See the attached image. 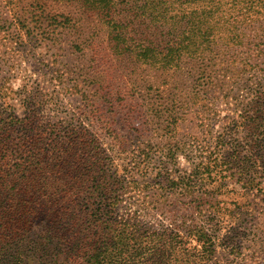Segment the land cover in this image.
<instances>
[{
  "label": "trees",
  "instance_id": "obj_1",
  "mask_svg": "<svg viewBox=\"0 0 264 264\" xmlns=\"http://www.w3.org/2000/svg\"><path fill=\"white\" fill-rule=\"evenodd\" d=\"M70 1L105 18L116 49L137 22L169 36L162 49L151 39L141 43L139 52L151 63H178L219 43L251 50L241 64L255 66L254 81L241 77L234 93L242 88L248 95L236 97L226 124L212 144L208 140L195 163L202 171L166 179L182 186L190 178L229 177L241 183L248 210L264 208L258 195L264 188V0ZM45 104L31 98L28 112L20 114L0 103V264L218 263L221 211L227 208L214 195H196L190 213H173L159 225L141 213H120L127 186L112 167L104 135L76 113L44 120ZM172 153L179 157L176 148Z\"/></svg>",
  "mask_w": 264,
  "mask_h": 264
},
{
  "label": "rangeland",
  "instance_id": "obj_2",
  "mask_svg": "<svg viewBox=\"0 0 264 264\" xmlns=\"http://www.w3.org/2000/svg\"><path fill=\"white\" fill-rule=\"evenodd\" d=\"M114 34L105 18L75 1L0 0L2 107L23 114L26 101L37 97L46 101L44 120L82 115L104 135L112 167L125 179L120 213L164 224L173 213H190L193 197L209 193L227 208L220 216L217 264H264V208L248 210L240 182L218 175L174 186L166 179L198 169L195 163L233 113L236 97H247L242 88L234 90L241 77L254 81L255 66L241 64L251 50L219 43L163 65L139 51L149 39L162 49L169 36L137 22L116 49ZM258 195L264 198L263 187Z\"/></svg>",
  "mask_w": 264,
  "mask_h": 264
}]
</instances>
